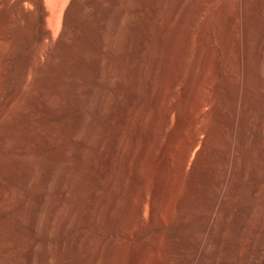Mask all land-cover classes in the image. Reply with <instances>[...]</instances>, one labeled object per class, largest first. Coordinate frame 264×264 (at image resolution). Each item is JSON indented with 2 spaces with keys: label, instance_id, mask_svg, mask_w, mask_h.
<instances>
[{
  "label": "bare ground",
  "instance_id": "bare-ground-1",
  "mask_svg": "<svg viewBox=\"0 0 264 264\" xmlns=\"http://www.w3.org/2000/svg\"><path fill=\"white\" fill-rule=\"evenodd\" d=\"M164 1L168 2L169 0ZM170 1L171 7L170 11L168 10L167 13L168 17L164 23H161V27L158 25L160 28L156 29L155 32L156 41L153 46L154 48L151 46L155 50L154 52L150 50L151 53L149 54V51V55L147 56V59L150 61V64L148 63L150 65H148V68H151L149 69L151 72L147 76L148 90L146 91L151 95L153 106V114L151 113L152 118L149 123L145 124V115L148 113L147 111L151 106L149 105L150 101H147L148 105L143 103L140 110H137V112L135 111L137 115L135 113L136 116H133V119H131V117L129 119V117L127 118L128 115L125 114L127 113L125 111L128 108V101L118 99L116 101H111L110 98H106V95H104L106 93V88L104 86L99 87L93 84H83L79 78L68 76L64 69L61 71L59 70L60 72L58 71L59 73L56 74L59 76L58 78L61 77V79L68 80V82L81 94V100L84 104L90 108L94 107L96 112L102 114V117H104L106 121H118L120 124L129 123L131 125L129 139L128 141H123V130L121 128H117L113 134H110L108 126L103 125V122L101 124L100 117L98 118L95 113L92 115L78 113L70 125V131L73 135L78 137L79 141L74 142V145L72 144L73 146L64 154L67 160L62 164L59 163L61 164L59 168L58 164L55 163L47 166L43 165V163L32 162L20 165L21 168L18 172L21 177V183L23 181L28 183V185H41L44 187L45 192L37 194L35 197L33 196L34 199L32 200L34 201L27 204V202H25V196L28 192H26L27 190L23 191L17 180L15 181L16 183L14 182L15 185H13V187L17 186L15 190H10L11 188L13 189V187L9 190H1L0 188V197L5 194L4 200L2 198L4 201L2 204H5V209L9 210L22 205L23 208L18 211L19 217L24 218L26 224L33 230H37V228L41 227L44 239L49 240L48 238L52 235L51 233L54 232L61 234V236H63L62 234L74 236L91 225L95 227L99 226L104 229V234L106 233V235H103L105 236L103 239H99L100 243L91 251V256L88 259L89 264H203V260L209 256L208 252H210L208 251L207 245L212 244V241L217 237L213 236L216 227L220 226L221 229L223 228L220 225L221 220L219 219V214H217V209L229 198L226 196V187L231 182L233 185L236 183L234 181L235 178L233 179V174L236 172H234L233 169L236 167L237 172L239 174L241 173L243 176L247 175L248 169L250 168L248 163L245 164L246 162L243 160L244 163L238 161L240 148L243 146L248 147L253 141L256 143L258 139L264 143V120L260 121V119H256V115L253 120L248 119L247 115H249V112L246 113L248 110L245 111V107L241 101L242 97L240 96V100L239 94L234 98V101L232 100L233 104L230 109L227 108L224 100L209 101L206 97L207 92H210L212 88V78L215 72L213 71L215 70L213 69V63L218 53L215 46L218 40H216L217 36H215L213 32V28H215L214 25H218L221 16V19L228 16L227 11L231 5L235 8L237 16V33L234 37L233 45L230 46L231 48L229 47V51L227 50L226 60L223 66V75L230 76L231 78L233 77L232 80H235L234 82L238 89L237 90L235 87L236 91L241 89V79H243V77L240 79V76L244 71L242 68V59L244 55V39L242 35L243 25L245 24H243L242 17L243 0H223L219 7L206 19L203 28L199 32L200 41L193 53L186 76L187 78H185L186 81L184 80L185 83L182 85L183 96L182 99H180L182 100L180 101V108H176V124L174 127H171L172 107L169 100L171 94L175 90L177 80L182 75L181 69H183L185 65L186 54L188 52L187 45H189L188 39L193 29L192 21L194 18L201 15L203 8L210 0H175L172 4ZM129 5L135 6V9H137L141 6V0H0V41H5V44L14 43L16 42L15 36L17 33L22 37L23 42H27L32 37L36 24H38V39L30 48L29 52L27 51L28 55L23 66L24 74L20 88L24 89L23 87L29 81V78L32 77L29 75L34 67L37 69L40 76H42L43 74L46 75L45 73L51 68L49 64L60 67L61 65L64 66L63 63L65 62H71L73 59L71 58L72 49L80 46L81 41L86 36L84 35V31L87 30H84V25L86 24L78 25L77 18L75 17L76 13L80 15L83 13L88 14V16H85L86 18L89 17V15L93 17L92 19L96 18V37L99 43L103 44L102 46H105V49L108 48L110 52L112 51L119 55L127 56V59L131 61L135 57V52L139 53L143 51L145 53L143 49L147 41H145L143 35L144 27L138 19H135L136 17H130L131 15H129V17L127 16V8H129L127 6ZM251 6L254 8L255 5L253 2ZM54 16L57 17V24L60 29V35L58 37L53 27L52 30L48 25L49 20ZM173 21L175 31L172 36L170 35L171 38L167 41L168 43L165 42L167 46L164 48L163 40L165 39L164 37H166L165 32L170 28ZM153 27L154 26L151 28ZM170 33L172 34V32ZM254 37V55L256 54V57L259 58L264 54V33L256 34ZM176 42H179V46L177 45L175 47L174 45ZM10 46V49L13 48L12 45ZM101 49H92V52L88 51L85 55L87 62L91 63L93 66L94 74L99 82L106 81L108 83H118L122 80H131L134 72L141 70L139 69V65L135 64L126 69H121L112 59L105 58V52L103 54V49ZM163 49L166 50L163 51ZM2 50L4 51L5 49ZM2 50L0 52H2ZM8 52H10L8 49L5 53L2 52L3 55L1 57L3 60L8 58ZM146 53L144 56L145 58L147 55ZM41 54L48 55V66L41 62V64L37 62V58ZM232 54H234L233 56L238 62L239 72L234 69L235 65L232 66L235 63V61H231ZM258 61H260V59ZM156 63L159 69L158 80L160 79L162 83L166 79L165 76L168 70L172 66L174 67V70L172 68L174 76H172L171 80L167 81L166 88L162 83L160 85L157 83L158 85L156 88L151 89L156 80V74L153 73ZM50 71L52 73L53 70ZM6 76L8 77V74H6ZM37 76L39 75L37 74ZM40 76L38 79H35L38 81L39 78H41ZM95 89H100L99 91L102 93L94 91ZM224 93L225 92L222 94L224 95ZM145 94L147 93L145 92ZM18 95V92L12 93L8 97L6 104L0 109V130L8 128L9 121L6 119V114L12 108L13 101ZM223 95H220V97ZM252 99L254 98L252 97ZM138 104L136 105L137 107ZM46 107L50 110L47 116L48 118L53 117L54 113L63 115L66 111L65 106L62 104L60 105V102L59 105L48 103ZM53 111L55 112L53 113ZM252 112L253 111H251L250 114ZM224 113L229 116V125L227 124V128L224 129L227 133L225 137L227 149L220 152V155H218L223 163H221L220 173L215 174L211 167L206 166V164L200 165L203 150L198 147L206 146L208 142L207 137L213 132V129L210 128L214 124L208 127L205 123L213 119L214 121H212V123L214 122L216 126H219V123L224 125L221 123V115H225ZM260 116L262 117V115ZM33 117L38 119L40 116L33 114ZM247 119L253 124L252 130H249V128L245 129V127L243 128ZM246 124L244 126H246ZM215 128L216 132L219 127ZM61 130L62 128L60 127V131ZM219 130L221 129L219 128L218 131ZM142 131L143 136L139 138V133ZM202 134L206 135V137L204 138ZM51 135V131L49 130L36 132L30 137L29 142H43ZM166 135L168 136L164 143L163 138L164 136L166 137ZM11 142H9V138L7 139L4 136H0V150H7L15 145H19L20 149L24 152L30 148L29 146H24L25 144L17 138H12ZM88 147V152L90 151V153L96 150L105 151V164L101 163L104 165H98L95 158L93 159L92 155L87 153L86 148ZM256 153L255 151V154ZM195 154L198 156L196 160L193 159ZM118 156L120 157V172L116 177H112L110 166L112 165V161H115V157L117 158ZM16 167H18V165ZM252 169L253 168H251V170ZM262 170L263 177L258 180V182H253L254 184H251L253 193H259V195L261 192L264 193V165ZM206 172L213 173V180L216 184L214 192L210 193L211 195L208 194L210 186L205 181L204 176L201 175ZM251 172H254V170ZM154 175L157 177V182L155 180V183L153 180ZM4 183L6 184L7 182ZM233 185H231L233 191L239 188H237V186H240L238 183H236L235 186ZM82 187L87 188L84 193L80 192V188ZM102 188H105V190L107 189L108 196H106L107 192L104 195V192L102 193V190L100 191ZM51 189L62 197L63 200H54L51 204H47V200H49V191H51ZM148 189L151 190L150 193ZM100 193L103 194V196H100ZM84 198L87 199L86 205L82 207L80 204L83 202ZM204 198H208L206 203H208L212 210L202 222L203 229L201 233L193 238L194 240L190 239L193 244L188 250V256L184 258L182 256L183 247L181 249V244L184 242L182 238L176 234L163 233L161 227L170 222L175 216H177L178 219L175 224L176 227L187 224V212L192 205L191 201H200ZM70 200H74V203L69 204L68 202ZM203 202H205V200ZM254 207L255 206L250 205L246 209L244 215L247 218L250 219V217H255L256 209ZM238 208L237 206V209ZM145 211L149 214V221H147V223L144 221ZM188 216H190V213ZM191 217L192 216H190V218ZM228 217L225 215V218L229 219ZM247 221L249 222V220ZM248 222L236 224L235 219H233L227 226L237 238H239V236L241 238L242 235L247 232ZM134 227L138 228L140 236H145L150 229H156L154 233L152 230L153 234L148 237L137 251H134L132 246L127 245L128 247H126V242L121 241V237L127 235ZM220 228L219 230H221ZM2 236L1 234L0 237ZM3 238L5 237L3 236ZM3 238L2 242L4 241ZM86 238L88 237L86 236L82 240L76 238L75 235V237H70L69 239H58L57 243H54V247H51L48 243L40 248L35 245L27 252L24 260L26 264H37V262L38 264H70L77 261L74 259H76L75 257L77 255H80L78 253H80L82 247L90 245ZM250 240L253 239L251 238ZM2 242L0 244V246L2 245L0 249H8L10 244L5 243L7 240L4 241V244H2ZM217 242L218 241L215 243L217 244ZM239 242L238 239H235L233 243L238 247ZM260 244L261 243H259V246ZM212 245H214V243ZM221 245L222 244H220V247ZM89 251L86 250L85 253ZM128 251L132 253L136 252V254H129V256L133 255L131 257H136L134 259H126ZM230 253L231 252H225V255H222L224 256L223 258H218V261L219 259L221 260V263L219 262L218 264L229 263L226 261V258L230 255H234L236 259L237 252L233 251L231 254ZM129 256L128 258H131ZM232 257L230 256V258ZM234 257L232 259H234ZM206 262L207 259L204 263L206 264ZM236 262H238V260ZM207 264L212 263L208 262ZM242 264H245V262ZM258 264H264L263 257H260Z\"/></svg>",
  "mask_w": 264,
  "mask_h": 264
},
{
  "label": "rangeland",
  "instance_id": "rangeland-1",
  "mask_svg": "<svg viewBox=\"0 0 264 264\" xmlns=\"http://www.w3.org/2000/svg\"><path fill=\"white\" fill-rule=\"evenodd\" d=\"M169 1L166 2L164 0H141V6L138 7L137 9H135V6H131V5L127 6V7H129V8H127V10H128L127 12L130 13V14L127 13V16L129 17V15H131L130 17H133V18L136 17L135 19H138L141 22V24L144 27V29H143L144 39H145V41H147L145 48L143 49L145 51V53L147 52L146 58L144 57L145 53L143 51H140L139 53L135 52L134 53L135 57L132 59V61L127 59V56L119 55L116 52L114 53L112 51L110 52V50L108 48L105 49L104 48L105 46H102L103 44L99 43V40L95 34V30L97 29L96 24H95L96 18L92 19L93 17H91L90 15H89V17L86 18L85 16L86 15L88 16V14L83 13L84 15L82 14L83 15L82 16L79 13H76L75 17L77 18L76 20L78 22V25L86 24V25H84V27H85L84 30H86V29L87 30L84 31V35H86V36L81 41L80 46H78V48L74 47V49H72L73 52H72L71 58H73V59L71 60V62L69 61V62L63 63L64 66L61 65L62 67L61 66L57 67L55 65L49 64V67H51V68L45 73L46 75H44V74L42 75L44 77L40 76L39 72L37 71V69L35 67H34V69H36V70L33 69L31 71V69H30L31 72H30L29 76H32V77L29 78V81L23 87L24 89L20 88L22 78H23V74H24L23 73V68H24L23 66H24V62H25L27 55H28L27 51L29 52L30 48L36 43L35 41H37V39H38V24H36L33 35L27 42H23L22 37L17 33L15 36L16 42H14V43L8 44L6 42L7 44H5V41H0V51L2 49H5L4 50L5 52L7 49H8V51H10V52H8L9 55H8V58L6 60H3V58L1 57L3 55V53H5V52L3 50H2L3 53L0 52V57H1L0 58V109L6 104L8 97L12 93H14V92L19 93L18 97L13 101V104L11 106L12 108L6 114V119L9 121V126L6 129L0 130V136L1 137L4 136L7 139L9 138V142L12 141V138H17L19 141H21L22 143L25 144L24 146L30 147L26 152L22 151L20 149L19 145H15L14 147L7 149V150H0V188H1V190L2 189H5V190L8 189L9 190L11 187H13V185H15V183H16L15 181L17 180L18 184L22 187L23 191L27 190L26 192H28V194L25 196V202H27V204L34 201L32 199H34V197L37 194L45 192L44 187L41 185L29 184V185H31V186H29L28 183H25L23 181L21 183V177H20V174L18 172V170L21 168L20 165H22L23 163L32 162V163H43V165L47 166V165H51V164L55 163V164H58V168H59L60 167L59 165H61L62 163H64L67 160V158H66V156H64V154L69 150L70 147H72L74 145V142L79 141L78 137L73 135L70 131V125L78 113H85L87 115H92L95 113L98 118L100 117L99 118L100 123L102 124V122H103V125L108 126L110 134H113L117 128H121L123 130V141H126V140L128 141L129 133L131 131L130 130L131 125L129 123L120 124V123H118V121H113V120L112 121L111 120L106 121L105 118L102 117V114H99L96 112L94 107L90 108L87 105H85L84 102L81 100V96H80L81 94L76 90V88H74L68 82V80L61 79V77L58 78L59 76L56 75L63 69L67 72L68 76L79 78L83 82V84H93V85H98L99 87L104 86L106 88V90H105L106 93L104 94V91H103V94L106 95V98H110L111 101H116L117 99L122 100V101H128V108L125 111L127 113H125V114L128 115L127 118L129 117V119H130V117H131V119H133L137 115L136 112H137V110H140L143 103H146L148 105V102L150 101L151 103L149 102V105H151V106H150L149 110L147 111L148 113H146V115H145V124L149 123V121L152 118V114H153V106H152V101H151V95H150V93H148V91H146V90H148L147 76L151 72L149 70L151 68H148L150 66L149 65L150 61L147 59L148 58L147 56L151 53V51L154 52V50H155V49H153L154 48L153 46L155 45V41H156L155 40L156 39L155 32H156V29L161 27L160 26L161 23H164V21L168 17L167 13H168V10L170 11V7H171ZM174 1L175 0H171L170 1L171 4ZM222 1L223 0H210L206 4V6L203 8L201 15L197 18H194V20L192 21L193 29H192V32L190 33V36L188 39L189 45H187V47H188L187 51L188 52L186 54L185 65H184L183 69H181L182 75L177 80L175 90L171 94V98L169 100L171 107H172L171 127H174L176 124V119H175L176 115H177L176 108H180V101H182L180 99H182V96H183L182 85L186 81L185 78H187L186 76L188 73L190 62L192 60L193 53L195 51L197 44L200 41V33L199 32L203 28L206 19L209 17V15L211 13H213V11H215L219 7V5L222 3ZM256 1L255 0H243V5H242L243 24L244 23L245 24L243 25V35H242L243 39H244L243 40V42H244V55H243V59H242V65L244 67L242 66V68L244 71L241 73V76H240V79H241V77H243V79H241V89L239 91H236L237 87H236V84L234 82L235 80L234 79L232 80L233 77L231 78L229 76L230 77L229 78L228 76L223 75V73H224L223 66H224V63L226 60V53H227V50L228 51L230 50V48H231L230 46L233 45L232 43H234L233 40L235 39L234 37L237 33L236 32L237 16L235 13V8L233 7V5H231L227 11V13H228V16H226L227 18L224 17L223 19H221L222 18V16H221L218 25L217 24H216L217 26L214 25L215 28H213V30H214L213 32H214L215 36H217L216 40H218L215 44L216 50L218 51V53L215 57V62L213 63V65H214L213 69H215V70H213L215 72H214V74H213L214 76L212 78L213 79L212 80V88L213 89L211 88L210 92H207V94L206 93H204V94L207 95V96L206 95L205 96L208 98L209 101H217V100L223 101L224 100L227 108H229V109L231 108L233 101L235 100L234 98H236V96L239 94V98H240V96L242 97V100H241V98H240V100L242 101V103L245 107V111L248 110L246 113L249 112L248 114L250 115V117H249V115H247L248 119L253 120L256 117V119H258V120L260 119V121H261V120H264V117H263L264 116V81H263L264 80V74H263L264 73L263 72L264 71V68H263L264 67V59H263L264 54H263V56L261 55V57H259V58L256 57V54L254 55L255 52H254L253 46L255 44L254 43V41H255L254 36L256 34L258 35L259 33L260 34L264 33V0H256ZM252 2L255 5L254 8H252V6H251ZM165 14H166V16H165ZM78 15H80V16H78ZM54 17H52L49 20L50 23L48 22V25H49V27H51V29L53 27L54 31L56 32V36L58 37L60 35V31H59L60 29H59V26L57 24L58 23L57 17L56 16H54ZM79 17L81 18V20ZM151 24H152V26H154L153 28H151L152 27ZM155 27H157V28H155ZM174 28L175 27H174V21H173L171 23L170 28L167 29L165 32L166 37H164L165 39L163 40L164 48H165V46H167V45H165L166 43H168L167 41H169L171 36L173 35V33L175 31ZM170 32H172V34ZM18 39H20V40H18ZM19 41H21V42H19ZM53 43H55V42H53ZM178 43L179 42H176L174 46L175 47L177 45L179 46ZM187 44H188V42H187ZM10 45H12L13 48L10 49V47H11ZM50 46H51V43H50ZM101 47H102V49L103 48L104 49L102 50ZM92 49L93 50L101 49L103 54L105 52V54H104V56H106L105 58L112 59L115 63H117L120 66L121 69H126L129 66H134V64H135V65H139V69H141V70L134 72L132 79L131 80L128 79L127 80L128 82L123 81V80L119 81L118 83H116V82L108 83L106 81H100L99 82L98 78L94 74L93 66L91 65V63H88L86 58H85L86 52H88V51L92 52ZM165 50L163 49V51H165ZM148 52H149V54H148ZM44 54H46V53H44ZM44 54H41L39 56L40 58L39 57L37 58L38 59L37 62L39 64L42 63V64L48 66L47 65V62H48L47 56L48 55H44ZM230 54H231V52H230ZM233 55L234 54L231 55L232 60L230 58L229 59L231 61H235L234 64L232 62V64H233L232 66L235 65L234 69L238 70L237 72H239L240 69H239V65H237L238 62L236 61V59ZM259 59H260V61H258ZM262 60H263V62H262ZM259 62H262V63H259ZM258 63H259V65H258ZM157 66H158V64L156 63L155 67L153 69L154 70L153 73L156 74V80L154 82V85H152L153 88L151 87V89H155L158 84L160 85L162 83V81L160 79L158 80V77H159V71L158 70L159 69ZM56 68H58V69H56ZM172 68L174 70V67L172 66L170 68L171 70L169 69L168 73L165 76V78H166L165 81L162 83L165 88L167 87V81L171 80L172 76H174L173 75L174 71H172ZM55 69H56V72H55ZM50 70H53L54 72L52 71V73H51ZM5 73L8 74L9 78L6 76ZM37 74L41 77L38 80L39 82L35 79V78L38 79V77H39V76H37ZM257 76H258V78H257ZM129 81H131V82H129ZM235 87H236V89H235ZM99 90L100 89H95L94 91L100 92ZM144 91L147 94H145ZM150 91H152V90H150ZM221 91H222V93L225 92L224 93L225 97L221 93ZM100 93H102V92H100ZM208 93H210L211 95ZM220 95H223V96L220 97ZM252 97L254 99H252ZM135 100H138V101H135ZM59 102H60V105L62 104L63 106H65V109H66L65 113L63 115H58V114L54 113L55 111H53V113H54L53 117L48 118L47 116H48V113H50V110L46 107V105L48 103H54V104L59 105ZM137 104H138V107L136 106ZM128 109H129V111H128ZM130 109H131V111H130ZM250 110L253 111L252 112L253 114L252 113L250 114V112H251ZM135 113H136V115H135ZM226 113H228V112H226ZM33 114H37L40 117L38 119H35V117H33ZM126 115H125V117H126ZM260 115H262V117ZM228 117L229 116H227V114L221 115L222 122H221V120H220V122L223 123L224 125H221L219 123V126H216V124L214 122L212 123V121H214V120L212 119L210 121V119H211L210 118L209 121L211 123L206 122L205 124L208 127H211L214 124L212 126L213 128L212 127L210 128V129H213V132H211V134L207 137V139H208L207 145L198 147L199 149L203 150V154H202V157L200 159V161H201L200 165L206 164V166H209L212 168V170H213V172H215V174L220 173V169H221V165H222L221 163H223L222 159L219 158L218 155H220V152L227 149L226 138H225L227 133L224 129L227 128V126L229 125V118ZM101 118H102V121H101ZM9 119H12V120H9ZM248 119L245 122V124L247 123L246 126H244L245 125L244 124L243 128L245 127V129L249 128V130H252L253 124L251 121L249 122ZM105 122H107V123H105ZM220 125L222 126V128L224 126L225 127L222 129ZM60 127L62 128L61 131H60ZM215 127H219L222 130V132H221V130H219L220 131L219 132L218 131L219 128H218L217 129L218 132L216 131L217 132L216 133ZM45 130L51 131V134H52L50 137H48L47 140H45L46 142L45 141L37 142V143H35L36 141L32 142V143L29 142L30 137L33 134H35L36 132H44ZM140 136L141 137L143 136V131L141 133H139L138 137L140 138ZM167 136L168 135H166V137L164 136L163 142L166 141ZM202 136L204 138L206 137V135H204V134H202ZM252 144H253V146H252ZM45 146H47V147H45ZM86 149H87V153L92 155L93 159L95 158V161H97L96 163L98 165H104L105 164L104 163L105 162V160H104L105 151L104 150H96V151L90 153V151L88 152L89 147ZM254 149L257 152L256 154H255ZM256 156H257V158H256ZM194 157H196V158H194ZM238 157L240 158V159L238 158L239 162H241V163L246 162L245 164L248 163L250 168L248 167V165H247V167L250 170L248 169L247 175L242 176L241 173L239 174L237 172L236 167H234V169H233V171L237 173V174L235 173L237 176L235 174H233V179L235 178L234 181L236 183H238V185H240V186H237V188L238 187L239 188L236 190L234 189V191H233L232 190L233 187H231V185H233V183L231 182L226 187V191H227L226 196H227V198L228 197L229 198L228 199L226 198L227 200L224 201V203L221 204L217 209L218 210L217 214H219L218 216H219V219L221 220L220 225L223 228L221 229L220 226L216 227V229L214 231L215 235L213 234V236H217V237H215V239L212 241V244L214 243V245H212V244H209L210 246L207 245V248L209 249V250L208 249L207 250L210 252L207 251L209 256L206 257V259H207L206 264L208 262L212 263V264H214V263L218 264L219 262L221 263L220 259H221V257L222 258L224 257L222 255L223 254L225 255V252H231L232 253L233 251L237 252L236 259H235L234 255H230L231 257L233 256L234 259H232L233 257L230 258V256L227 257L226 261H228L229 263L226 262V264H235V263L242 264L244 262H245V264H258L260 257L264 258V249H263V243H264V193L261 192L260 195H259V193H257L258 194L257 195L256 193H253V191L251 190V186H252L251 184L253 182L254 183L258 182V180H260L263 177L262 167L264 165V143H262V141L260 139H258V140H256V143H255V141H253L251 143V145H249L248 147H245V146L241 147ZM119 158H120L119 156L117 158L115 157V161H112V165L110 166V169H111L110 172H112V175L111 174L110 175L112 177H116L117 174H119V172H120ZM197 158H198V156L195 154L193 156V159L196 160ZM73 159H77V158H73ZM59 163H61V164H59ZM101 163H104V164H101ZM17 165H18V167H16ZM251 168H253V169L251 170ZM253 170H254V172H251ZM201 175L204 176L205 181L210 186L208 194L211 195L210 193H213L215 188H216V184L213 180V173H207L206 172V173H203ZM153 177H154L153 178L154 183H155V180L157 182V177L155 175ZM4 182H7V183L5 184ZM236 183H234L233 186H235ZM18 184H16V185H18ZM15 189H17V186H14L13 189L11 188L10 190H15ZM86 189H87L86 187H82V188H80V192L84 193ZM100 191L102 193L104 192L103 194L105 195V193L107 192V189L105 190V188H102V189H100ZM150 191L151 190L148 189L149 193H150ZM56 194L57 193L54 192L53 189H51V191H49V196H48L49 200H47V204H51L52 201H54V200H60V199L63 200L62 197H60L58 194L57 195ZM103 194L100 193V196H103ZM4 196H5V194L0 197V235L2 234L5 238H3V236L0 237L1 238L0 244H1L2 238H3L4 241L7 240V242H5V243L10 244V246L6 250L4 249L5 251L3 250V248L0 249V264H26V262L24 260L25 256H26L27 252L33 246L36 245V247L39 246L38 248H40V247H44V244L48 243L49 245H51V247H54L55 244L57 243L58 239H69L70 237H75V235H76V238H80L82 240L84 237L87 236L89 239L88 238H86V239L88 240V242H89L88 244H90V245H88L87 247H82L80 250V253H78L80 255H77L75 257L76 259H74L77 261H74L75 263L74 262H72V263L73 264H76V263L77 264H89L88 259L91 256V251L94 249V247H96V245H98L100 243V240L103 239V237H105L103 235H106V233L104 234V232H105L104 229H102L99 226L95 227V226L91 225L86 229L84 228L81 232L75 234L74 236L73 235L70 236L68 234H62L63 236H61V234H57L56 232H54V233H51L52 235L50 234L51 236L48 238L49 240L44 239L42 236V228L41 227L37 228V230H35V229L33 230L32 228H30L26 224L24 218L19 217L18 211H20L23 208L22 205L16 206L17 208L14 207V208H11L9 210L5 209V207H4L5 204H2V203H4V201H3ZM106 196H108V192L106 193ZM2 198H3V200H2ZM208 198H209V196H208ZM208 198H204L202 200L199 199L200 201H198V200H192L191 201L192 205L190 206V209H188L187 213L188 214L190 213V216H192L191 217L192 219L187 214V217H188V223L187 224L176 227L175 224H176L178 219H177V216H175L170 222H168L167 224H165L161 227V231L163 233H165V234H176L182 238V240L184 242L181 244V249L183 247L182 256L184 258L188 256V250L190 249L191 245L193 244V243H191L192 242L191 240L193 238L197 237L198 234L201 233V231L203 229L202 228V222L206 218V216H208L211 213L212 209L209 207L208 203H206L208 201L207 200ZM86 200L87 199L84 198L83 202H81L80 205H82V207L84 205H86ZM204 200H205V202H203ZM73 201L74 200H70L68 203L72 204V203H74ZM7 202H8V200H7ZM250 205L255 206L254 208L257 210L256 211L254 209L256 214H255V217L254 216L250 217L251 220L244 215L246 212V209ZM237 206L239 207L238 209H237ZM227 209H228V211H227ZM224 211L226 214L224 213ZM225 215H226V217L229 216L228 217L229 219L225 218ZM233 219H235L236 224L237 223L239 224L241 222L247 223L248 222L247 220H249V222L247 224L248 225L247 232L245 234H243L241 238H240V236H239V238H237V236H235L233 234V232L230 229H228L227 224H229V222L231 220L233 221ZM144 221L146 223H147V221H149V214L147 211H145V213H144ZM219 228L221 230H219ZM152 230H153V233L156 231V229L153 228V229H150L145 236H140L139 232H138V228L134 227L130 230V232L127 235L121 237V241L126 242L125 243L126 247H128L127 245L132 246L133 250L137 251V249L140 248V246L148 239V237H150V235L153 234ZM55 234H56V236H55ZM230 235H232V236H230ZM249 237H250V239L252 238L253 240H250ZM216 238H217V240H216ZM235 239H238L240 241L238 247H237V245L235 246V244L233 243L235 241ZM4 241L2 242V244H4ZM92 241H94V242H92ZM216 241L221 242V243L217 242V244L219 246L215 243ZM224 243H226V244H224ZM248 243H250V244H248ZM259 243H261L260 246H259ZM220 244H222L221 247H220ZM241 246H243V247H241ZM0 247H2V245ZM240 248H242V249H240ZM86 250H88V251L90 250V251L88 253L87 252L85 253ZM241 250H242V253H241ZM129 252L130 251H128V253L126 254V256H127L126 259H134L136 256L134 255L135 257H131L133 255L129 256V254H134V253L136 254V252H133V253L132 252L129 253ZM210 253H211V255H210ZM128 256L131 258H128ZM36 257H38V256H36ZM209 258L211 260H213L214 262L211 261ZM218 258H220L219 261L217 260ZM206 259L203 260V264H205L204 262L206 261ZM237 260H238V262H236ZM72 263H70V264H72ZM37 264H38V262H37Z\"/></svg>",
  "mask_w": 264,
  "mask_h": 264
}]
</instances>
